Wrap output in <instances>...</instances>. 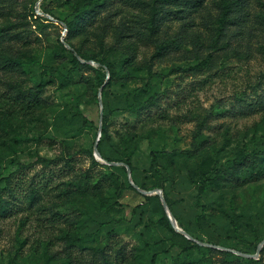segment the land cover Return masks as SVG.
Wrapping results in <instances>:
<instances>
[{
  "label": "rangeland",
  "instance_id": "obj_1",
  "mask_svg": "<svg viewBox=\"0 0 264 264\" xmlns=\"http://www.w3.org/2000/svg\"><path fill=\"white\" fill-rule=\"evenodd\" d=\"M221 1L204 0L198 8L172 7L178 11L154 35V43L141 39L134 29L145 30L143 21L150 18L153 0H112L96 23L67 40L62 21L73 18L75 0H0V111L11 106L14 90L44 84L42 103L29 113L0 115V121L14 124L10 134L0 132V177L22 163L29 166L25 176L39 181L50 169L38 157H75L86 169L92 164L86 150H94L98 139L107 156L123 162L122 151L132 143L121 135L134 131L138 149L132 179L138 185L150 187L154 182L148 171L152 148L179 151L176 165L166 170V192L177 221L194 238L176 230L174 234L159 223V195H143L136 188L119 195L111 187L101 195L106 204L119 201V207L103 208L91 193L64 203L40 202L34 209L0 217V264H152L155 254L154 264H264L263 249L249 258L215 247L256 254L264 241V177L251 178L246 171L241 186L208 191L202 203L209 211L200 220L197 188L189 177L195 172L193 181L199 183V169L211 172L216 163L232 164L239 152L264 150V109L242 114L237 100L243 92L249 102L264 97V0H244L246 21L225 29L218 21ZM156 44H170L166 56L153 59ZM72 50L95 59L84 62L89 67L74 69ZM108 65L114 72L111 79ZM148 86L149 93L141 94L140 88ZM100 92L107 123L103 136ZM155 94L160 96L153 98ZM138 103L153 106L149 116L129 108ZM112 167L117 183L128 187L127 168ZM59 169H53L54 182L63 175ZM145 196L156 198L147 201ZM55 211L79 223L72 228L64 219L52 221ZM222 211L235 219L237 229ZM63 229L81 239L61 240ZM187 246L192 247L184 250ZM208 247L233 255L210 252Z\"/></svg>",
  "mask_w": 264,
  "mask_h": 264
},
{
  "label": "trees",
  "instance_id": "obj_2",
  "mask_svg": "<svg viewBox=\"0 0 264 264\" xmlns=\"http://www.w3.org/2000/svg\"><path fill=\"white\" fill-rule=\"evenodd\" d=\"M243 1L244 0H222L220 2V16L218 18V21L222 29H225L227 25H236L242 23L243 21H246V11L244 10L246 3ZM203 3L204 0H153V2L151 3L150 18L143 21V23L145 24V30H142L141 28H138L136 26L134 28L135 32L141 39L150 40L155 43L157 42V38H154V35H158L166 21H170V19L178 11L171 9L172 7L177 8L186 6L191 8H198L202 6ZM112 4V0H75L73 18L71 20L62 21L67 25L68 36L66 40L69 37L73 36L75 33H78L81 29L90 27L94 23H96L98 20V16L104 11V9L111 7ZM159 6H161V8H159ZM164 6H166L167 8H165ZM50 15L59 20V18H57L54 14L50 13ZM262 20L264 21V17L262 18ZM125 27L126 25L123 24V28L119 31L120 36H123ZM3 38V34L0 33V42L3 40ZM129 47L130 49L132 48V46ZM169 47L170 44H156V50L155 54L153 55V59L166 56ZM76 53L85 61L95 59V56H89L81 51L72 50L71 55L74 69H81L83 67L90 66L89 64L84 63L81 59H79L76 56ZM10 62L21 66V62L19 60H12ZM101 63L102 65L105 64V62L103 61ZM2 64L7 65L8 67L7 62H3ZM108 67L110 70V77L108 79H111L114 76V72H112L111 66L108 65ZM148 68L150 76L154 75L152 64H150ZM43 85V82H41L38 86H36V89L14 90V92H12V94L9 96V99L12 101L11 106L4 111H0V115L5 117L7 115V112L17 114L18 111L29 113L32 109L36 108L42 103L40 94L43 92ZM149 91L150 86H148L147 89L140 88L141 94H148ZM159 96V94H155L153 98H158ZM246 97L247 94L245 92L237 97L242 114H250L253 111H257L258 109H264V97L259 96L257 101L255 102H249ZM133 107H136V109L142 113L146 112V116H149V113L153 110V106L150 104L138 103L135 106H133V104H129V108ZM214 113L218 114L219 111L214 110ZM80 115L83 116V114L81 113ZM84 119L85 121L87 120L86 117H84ZM13 126L14 124L10 119L1 120L0 132L10 134L8 128L11 127L13 129ZM202 126L203 124L200 125L198 129V136L200 135ZM101 134L102 136L107 135L106 118L103 122ZM137 137L138 135H136L134 131H131V133L126 132L124 135H121V138L122 140L124 139V142L132 143L131 149L129 150L127 147H124L122 152L126 154L122 163H124L125 165H121L125 167L128 165L131 168V171L132 159L136 150L138 149V143L136 142ZM98 148L102 154L103 159H105L106 161L121 162L119 159L110 158L103 152L101 148V140L99 142ZM93 152L94 150H86V153L89 154L92 159L91 167H88L86 169L78 165L77 159L75 157H61L54 160L38 157L37 161L39 163L45 164V166L48 167L50 171L44 172L41 176L42 179L37 182L36 178L30 180L25 176V169L29 166L18 163V167L15 171L10 173L8 176L0 177V186L3 183L5 184L2 188H0V217H11L22 209H34V206L40 202L43 203L45 201L57 199L58 202L60 201L61 203H64L72 200L71 197H82L91 193L100 198L103 208L107 209L110 207L121 206L122 204L119 201L106 204V200L105 198H103L100 191L104 188L113 187L117 190L118 194L121 195L125 191V189L130 188L132 190H136L135 187L132 184H129L128 187L124 184H118L116 181V178H118V176L113 170V167L111 165H106L99 162V160L95 158ZM178 152L179 151L177 150L169 151L167 149L158 150L152 148L149 153L150 166L148 171L151 173L154 182L150 187L144 184L138 185L136 183L140 188L147 191L162 189L172 212L173 204L166 192V170L176 165V157L178 156ZM57 167H60V175H63H61V180L54 182L52 173L54 172L53 169H56ZM246 171H250L251 178L264 177V150L248 153L239 152L232 161V164L218 165V163H216L211 172L199 169V183L193 181L192 177H194L195 172H190V181L195 184L197 188L196 207L202 210V212L197 216V220L204 218L208 214V204L202 203V199L206 195V193L210 190L218 191L223 187L231 185L241 186L245 182V178H243L241 175ZM145 198L147 201H151L155 199L156 196H145ZM222 214L225 215L230 220L234 228L237 229V227H235L237 225L235 219L225 211H222ZM51 219L52 221H59L61 219H64V222L72 228H75L79 223L77 220L71 219L68 214L57 211L52 212ZM178 222L179 225L183 228V225L181 224L179 219ZM159 223L168 227L169 230L174 234H177L175 229L171 226V222L165 212L163 205L161 206V217ZM74 232H77L76 229H74ZM112 234H115L114 230L112 231ZM76 235L77 236H74L72 233H70L69 230L63 229L61 230L60 239L68 243H74L81 239L78 233H76ZM117 244H119V242ZM192 246L196 248L200 247L199 244H193ZM192 246H187V248H184V250H189ZM208 249L210 250V252L224 253L227 256L233 255V253L231 252L222 251L212 247H208ZM156 258L157 254H155L152 258V264L155 263ZM223 264H227L226 260Z\"/></svg>",
  "mask_w": 264,
  "mask_h": 264
},
{
  "label": "water",
  "instance_id": "obj_3",
  "mask_svg": "<svg viewBox=\"0 0 264 264\" xmlns=\"http://www.w3.org/2000/svg\"><path fill=\"white\" fill-rule=\"evenodd\" d=\"M51 17V16H49ZM52 19H54L53 17H51ZM64 26H65V30H67V25L65 23H63ZM67 47H69L68 44H66ZM76 56L81 59L83 62H86L85 60H83L77 53H76ZM99 103H100V107H101V117H100V132H102V128H103V117H104V105H103V100H102V93L100 92L99 94ZM99 141L100 139H98L95 144H94V156L97 160H99L100 162L104 163V164H108V165H111V166H121V165H125L124 163L122 162H108L106 161L105 159H103L102 157V154L101 152L99 151V148H98V145H99ZM127 170H128V176L130 177V180H131V184L139 191L141 192L143 195H153V194H157L160 196L161 198V201H162V205L165 209V212L173 226V228L177 231V232H180L182 233L183 235H185L187 238L191 239V240H194V238L187 232L185 231L183 228L180 227L176 217L174 216L173 212L171 211L168 203H167V200L165 198V195H164V192L162 189H154V190H151V191H147V190H144L142 188H140L132 179V171H131V168L127 165ZM217 248H220V249H223V250H229V251H232L236 254H239V255H243V256H246V257H249V258H253V257H256L260 254L261 250L263 249L264 247V241H262L258 247V250L256 252V254L252 255V254H246V253H242V252H239V251H236V250H233V249H229V248H225V247H220V246H215Z\"/></svg>",
  "mask_w": 264,
  "mask_h": 264
}]
</instances>
